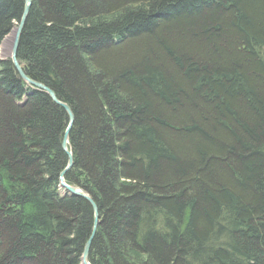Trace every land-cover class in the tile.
Listing matches in <instances>:
<instances>
[{"label":"trees","instance_id":"trees-1","mask_svg":"<svg viewBox=\"0 0 264 264\" xmlns=\"http://www.w3.org/2000/svg\"><path fill=\"white\" fill-rule=\"evenodd\" d=\"M263 51L264 0H31L17 57L74 115L91 264H264ZM67 126L0 62V264H81Z\"/></svg>","mask_w":264,"mask_h":264},{"label":"water","instance_id":"water-1","mask_svg":"<svg viewBox=\"0 0 264 264\" xmlns=\"http://www.w3.org/2000/svg\"><path fill=\"white\" fill-rule=\"evenodd\" d=\"M23 1H24V7H23V11H22L19 23L16 25V27H14L10 31L7 37L3 39L0 45H4V44L9 45V51H8L9 56L7 59L10 60L18 77L26 84V86L30 88L31 90L40 91V92L45 93L54 103L61 106L67 113L68 126L63 134L62 143H61V147L67 156V161H66L67 163L64 169L59 174V184H60V188L65 190L68 193V195L80 197L86 200L90 204L93 210V215H94L93 228L91 230V234L89 235L83 247L82 255H81V264H91L89 255H90L92 242L95 237L96 230H97L98 223H99L98 209L94 201L81 188L68 186L65 182L66 173L69 172L71 168L73 167V154L71 150L69 149V134H70V130L74 123V115L72 111L69 109V107H67L65 104H62L58 101V99L56 98L55 94L53 93L51 89L47 88L45 85L39 82H36L30 79L25 74L20 64V61L18 60L17 53H18V48H19V41H20L21 33L24 29V25L28 17L29 9L31 6V0H23Z\"/></svg>","mask_w":264,"mask_h":264},{"label":"rangeland","instance_id":"rangeland-1","mask_svg":"<svg viewBox=\"0 0 264 264\" xmlns=\"http://www.w3.org/2000/svg\"><path fill=\"white\" fill-rule=\"evenodd\" d=\"M5 37H7V36H5ZM3 41V40H2ZM2 41H1V43H2ZM8 51H9V45L8 44H4V45H0V56H1V58H0V62L1 61H5L7 58H8ZM264 52V51H263ZM263 56V58H264V54L262 55Z\"/></svg>","mask_w":264,"mask_h":264},{"label":"bare ground","instance_id":"bare-ground-1","mask_svg":"<svg viewBox=\"0 0 264 264\" xmlns=\"http://www.w3.org/2000/svg\"><path fill=\"white\" fill-rule=\"evenodd\" d=\"M8 54V53H7ZM0 58H1V56H0ZM59 188H60V184H59ZM61 190H63L62 188H60ZM65 191V190H64Z\"/></svg>","mask_w":264,"mask_h":264}]
</instances>
